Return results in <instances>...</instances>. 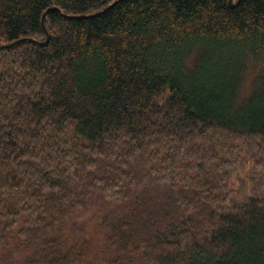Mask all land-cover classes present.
<instances>
[{
  "label": "trees",
  "instance_id": "16d2710c",
  "mask_svg": "<svg viewBox=\"0 0 264 264\" xmlns=\"http://www.w3.org/2000/svg\"><path fill=\"white\" fill-rule=\"evenodd\" d=\"M247 162L264 0H0V264H264Z\"/></svg>",
  "mask_w": 264,
  "mask_h": 264
},
{
  "label": "rangeland",
  "instance_id": "374dc122",
  "mask_svg": "<svg viewBox=\"0 0 264 264\" xmlns=\"http://www.w3.org/2000/svg\"><path fill=\"white\" fill-rule=\"evenodd\" d=\"M257 172L252 169L251 163L247 162L240 169V180L236 182L234 187L233 199L230 203L232 205L246 204L250 199L264 197V178L262 185L258 190H252L253 184L256 181L255 174Z\"/></svg>",
  "mask_w": 264,
  "mask_h": 264
},
{
  "label": "water",
  "instance_id": "95a60500",
  "mask_svg": "<svg viewBox=\"0 0 264 264\" xmlns=\"http://www.w3.org/2000/svg\"><path fill=\"white\" fill-rule=\"evenodd\" d=\"M240 1L241 0H238L237 1V3H235L234 4V2H233V0H229V6L230 7H232V8H235L239 3H240ZM116 4V3H115ZM114 4V5H115ZM114 5H112L110 8H112ZM105 12V11H104ZM45 15L43 16V26H44V28H45ZM46 29V28H45ZM22 41H24L23 39H21V40H18V41H16V42H14V43H11V44H9V45H6L5 47L6 48H10V47H13V46H15V45H17V44H19V43H21ZM40 46H42V47H45V46H47L48 45V41H46L45 43H38Z\"/></svg>",
  "mask_w": 264,
  "mask_h": 264
}]
</instances>
